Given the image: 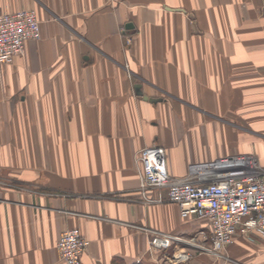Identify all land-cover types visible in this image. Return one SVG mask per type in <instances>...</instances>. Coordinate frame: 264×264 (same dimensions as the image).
<instances>
[{
  "label": "crops",
  "instance_id": "crops-1",
  "mask_svg": "<svg viewBox=\"0 0 264 264\" xmlns=\"http://www.w3.org/2000/svg\"><path fill=\"white\" fill-rule=\"evenodd\" d=\"M21 9L41 37L0 66V264H65L69 228L82 264H172L188 247L155 250V232L209 230L165 190L145 202L136 155L162 146L176 178L225 156L264 167V0H0ZM191 251L184 264H264L261 239Z\"/></svg>",
  "mask_w": 264,
  "mask_h": 264
},
{
  "label": "built area",
  "instance_id": "built-area-1",
  "mask_svg": "<svg viewBox=\"0 0 264 264\" xmlns=\"http://www.w3.org/2000/svg\"><path fill=\"white\" fill-rule=\"evenodd\" d=\"M40 37L41 24L34 11H0V66L13 62L24 53L28 41ZM136 162L145 202H163L161 194L154 198L150 192L165 190L182 218L202 221L209 230V234L201 232L189 238L155 232L151 239L155 250L169 249L174 243L188 247L171 255L172 264L187 263L192 258L191 250L224 259L238 236L264 240V167L257 157L235 155L194 163L181 178L170 175L162 146L141 150ZM89 244L79 228H69L62 232L57 250L65 264H82Z\"/></svg>",
  "mask_w": 264,
  "mask_h": 264
},
{
  "label": "water",
  "instance_id": "water-1",
  "mask_svg": "<svg viewBox=\"0 0 264 264\" xmlns=\"http://www.w3.org/2000/svg\"><path fill=\"white\" fill-rule=\"evenodd\" d=\"M130 27H131V26H129V25L127 26V28H130ZM137 88H139V87H137ZM138 93H140V94H141V92H138Z\"/></svg>",
  "mask_w": 264,
  "mask_h": 264
}]
</instances>
